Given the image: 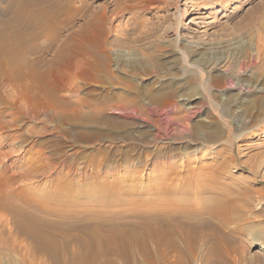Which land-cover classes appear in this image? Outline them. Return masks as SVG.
I'll return each instance as SVG.
<instances>
[{"label":"rangeland","instance_id":"rangeland-1","mask_svg":"<svg viewBox=\"0 0 264 264\" xmlns=\"http://www.w3.org/2000/svg\"><path fill=\"white\" fill-rule=\"evenodd\" d=\"M8 1L0 0V6H6ZM86 1H90L96 14L104 7L107 9L109 19L102 22L105 30L102 40L103 52L109 57L95 61L92 80H77L80 96L88 93L128 95L134 92L131 88L134 85L135 91L142 93L177 91L179 95L200 97L189 123L211 125L219 138L201 145L188 142L185 133L176 134L178 138L173 146L188 145L187 152L199 150L197 156H202L204 163L213 160L219 163L218 172L223 175L218 188L222 192L218 196L220 204L214 195L196 199L194 182L189 184L191 187L180 186L177 193H166L162 206L172 205L179 214L197 209L188 219L197 229L189 239L176 236L177 249L165 246L166 253L162 257L156 241L149 242L148 252L131 239L128 248L120 244L113 250L100 252L106 246L101 237L93 241L96 248L90 253L88 232L99 230L88 219L111 215L114 224L123 226L135 220L134 212L147 211V207L157 209L159 201L154 180L164 172L162 167L153 172L156 167L151 161V149L146 151L138 144L125 142L114 144L113 149L121 150L111 154L107 143H93L84 154L96 162H108L111 168L101 169L100 173L125 177L117 184L128 187V193L122 195L119 202L108 198L116 193L114 189L106 194L92 192L87 197L80 194L74 197L75 207L68 203L54 204V215L32 210L38 218L36 225L10 221L7 213L8 221L0 223V264H223L224 258L234 257L241 264H264V252L260 255L258 247L264 244V44L261 40L264 0ZM124 5L139 6V10L126 11L114 19L119 6ZM195 17H200L202 23L197 24ZM83 24L84 21H79L76 26ZM66 32L62 38L69 35ZM93 32L90 35L98 37L99 30ZM49 55L48 59L52 53ZM177 101L181 104L179 99ZM179 108L185 110L183 103ZM106 115L116 118L119 113L109 111ZM54 138L52 135L43 138L48 141L44 151L50 157L57 147ZM58 140H63L64 145L59 148L64 156L75 153L76 149L67 139ZM20 146L15 144L9 148L23 150ZM166 147H160L158 154ZM79 148V152L85 150L82 146ZM29 156L21 161L25 163ZM177 156L160 162L179 164L185 170L197 167L196 155ZM139 157L147 160L148 165L139 169L141 173H130L140 168ZM187 159H192L193 163L186 166ZM50 162L65 166L59 159H50ZM133 163L137 164L133 166ZM180 174L177 179L183 178ZM53 177L21 179L17 186L47 203L54 200L48 195L53 190ZM69 194L70 191L65 192L66 197ZM12 203L23 205L15 198ZM64 207L70 212L69 217H57ZM26 229L40 230L49 236V243L30 236Z\"/></svg>","mask_w":264,"mask_h":264},{"label":"bare ground","instance_id":"bare-ground-1","mask_svg":"<svg viewBox=\"0 0 264 264\" xmlns=\"http://www.w3.org/2000/svg\"><path fill=\"white\" fill-rule=\"evenodd\" d=\"M89 2L9 0L6 6H0V223L8 221V213L10 221L25 226L28 223L36 225L38 218L32 210L54 215V204L68 203L75 207L77 201L74 197L80 194L87 197L96 191L106 194L114 189L116 193L108 198L119 202L121 196L128 193V187L122 188L117 184L125 177L100 173L101 169L111 168L108 162H96L84 153L93 143H107L108 147L111 146V154L121 150L113 149L114 144L135 143L146 151L151 149V161L156 167L153 172L159 167L164 169L154 180L159 201L157 209L147 207V211H136L135 220L123 226L114 224L111 215L90 217L88 222L95 223L99 231L88 232L84 228L89 233L88 250L91 253V249L96 248L93 241L102 237L106 246L100 252L113 250L120 244L128 248L131 239L150 252L148 244L154 240L158 244L157 250L164 257L165 246L177 249L176 236L189 239L197 229V225L188 220L193 210L197 209L179 214L172 205L162 206L166 193L175 194L180 186L191 187L189 184L193 182L197 185L194 191L198 195L196 199L214 195L215 201L220 204L218 196L222 193L218 189L223 177L218 172L219 163L216 160L204 163L203 157L197 156L199 150L187 152L188 145L174 147L178 138L176 134L185 133L190 140L188 142H199L201 145L217 141L219 134L211 125H190L194 105L201 99L198 96L179 95L177 91L142 93L135 91L137 88L134 85L131 88L135 93L128 95L88 93L80 96L77 80H92L90 77L95 61L109 57L105 50L106 53L103 52L105 45L102 40L105 32L102 22H107L109 14L105 7L100 14H96ZM138 7L119 6L114 19L117 20L126 11H138ZM195 19L197 24L202 23L200 17ZM79 21H84L81 27L76 26ZM95 30H99L96 38L90 35ZM66 31L69 35H64L63 39L62 34ZM261 40L264 44V36ZM49 54L50 59L47 58ZM178 99L181 104H178ZM182 103L184 111L179 108ZM109 111L119 113L118 117L110 118L106 115ZM46 135L54 136L57 141L51 157L44 151L48 143L43 139ZM36 136L39 139L35 140ZM61 137L76 149L73 155L64 156L61 152L59 146L64 145L63 140H58ZM15 144L21 145L23 150L9 148ZM165 145L164 152L158 154L160 147ZM81 146L85 149L83 152H79ZM187 153L198 157L194 170H185L179 164L160 162L169 161L176 155L186 157ZM27 154L30 156L23 163L21 160ZM50 159H59L65 162V166L55 165ZM137 163L140 168H134L130 173H141L139 169L148 165V161L140 157ZM192 163V159H187L185 165ZM179 174L182 179H177ZM51 176H55L54 185L48 195L54 200L47 203L43 202L42 197L31 196L26 189L17 186L21 179L38 180ZM67 191H70L68 197L65 195ZM13 198L23 205L12 203ZM69 214L67 207H64L57 217L66 219ZM26 232L49 243V236L40 230L26 229ZM258 247L262 255L264 244ZM223 260V264H241L235 257Z\"/></svg>","mask_w":264,"mask_h":264}]
</instances>
